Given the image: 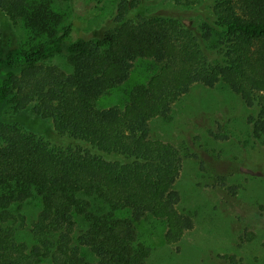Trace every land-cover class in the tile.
I'll use <instances>...</instances> for the list:
<instances>
[{
  "label": "trees",
  "instance_id": "obj_1",
  "mask_svg": "<svg viewBox=\"0 0 264 264\" xmlns=\"http://www.w3.org/2000/svg\"><path fill=\"white\" fill-rule=\"evenodd\" d=\"M59 1L67 0H0V264H148L143 219L163 220L168 244L196 225L180 207L182 152L154 138L151 122L170 120L195 84L223 82L257 109L249 122L264 134V0H212L215 26L202 33L147 12L154 0H120L98 32L80 18L60 26ZM3 20L22 22L32 42L47 39L24 47L7 38ZM140 59L155 61V72L126 90L123 106L100 107ZM7 108L52 119L66 141L26 130ZM33 197L42 208L30 243L19 239L13 208Z\"/></svg>",
  "mask_w": 264,
  "mask_h": 264
},
{
  "label": "rangeland",
  "instance_id": "obj_2",
  "mask_svg": "<svg viewBox=\"0 0 264 264\" xmlns=\"http://www.w3.org/2000/svg\"><path fill=\"white\" fill-rule=\"evenodd\" d=\"M119 1L67 0L56 2L55 9L61 17L60 26L80 18L89 22L90 30L98 32L113 17ZM189 1L198 3L188 5ZM211 5L212 0H154L147 12L177 17L202 33L205 25L215 26ZM3 31L24 47L47 39L37 36L30 41V32L22 22L3 20ZM211 44L207 41L204 48L215 58ZM52 63L67 67L64 56L54 57ZM156 67L150 59L137 61L130 80L102 97L100 107L123 106L126 90L147 79ZM12 114L11 108L5 109L4 115L17 116L15 120L26 130L45 139L48 131L53 140L66 141L52 133V119L42 118L32 109ZM253 114L257 109L248 107L220 82L215 87L195 84L175 103L170 120L155 118L151 122L154 138L171 142L182 152L177 182L180 207L194 215L196 225L179 243L168 244L164 239L165 222L154 217L143 219L138 228L141 239L152 248L148 264H264V134H255L249 122ZM41 208L37 197L25 202L20 210L13 208L18 215L15 226L19 239L33 241L30 229Z\"/></svg>",
  "mask_w": 264,
  "mask_h": 264
}]
</instances>
